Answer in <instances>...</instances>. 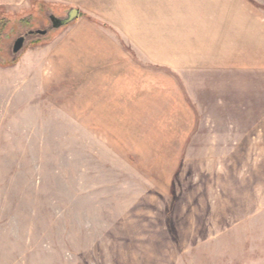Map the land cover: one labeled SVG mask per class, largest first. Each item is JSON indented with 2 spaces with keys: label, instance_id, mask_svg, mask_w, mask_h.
Here are the masks:
<instances>
[{
  "label": "rangeland",
  "instance_id": "obj_1",
  "mask_svg": "<svg viewBox=\"0 0 264 264\" xmlns=\"http://www.w3.org/2000/svg\"><path fill=\"white\" fill-rule=\"evenodd\" d=\"M95 1L1 10L0 264H264V0H223L247 55L187 68L197 125L184 145L160 142L192 119L179 93L153 114L81 99L79 55L65 51L78 19L52 29L47 16L77 7L115 32ZM32 25L49 32L15 53Z\"/></svg>",
  "mask_w": 264,
  "mask_h": 264
},
{
  "label": "crops",
  "instance_id": "obj_2",
  "mask_svg": "<svg viewBox=\"0 0 264 264\" xmlns=\"http://www.w3.org/2000/svg\"><path fill=\"white\" fill-rule=\"evenodd\" d=\"M35 1L51 5L70 0H0V13L35 5ZM231 9L223 0H96L88 4V12L109 22L115 32L84 19L79 9L76 25L66 33L70 34L65 51L71 54L74 50L79 55V68H72L82 81L81 99L96 97L99 111L120 109L123 100L129 105L123 111L153 114L179 93L180 99L175 100L183 110L180 117L192 113V119L177 117L181 131L160 136V142L165 143V138L186 144L197 125L195 110L179 83L186 78L187 68L238 64L247 55V49L242 48L246 29L239 14ZM63 63L67 64L65 60ZM166 124L173 127L169 121Z\"/></svg>",
  "mask_w": 264,
  "mask_h": 264
},
{
  "label": "water",
  "instance_id": "obj_3",
  "mask_svg": "<svg viewBox=\"0 0 264 264\" xmlns=\"http://www.w3.org/2000/svg\"><path fill=\"white\" fill-rule=\"evenodd\" d=\"M80 15V10L77 7H72L70 9L67 10L66 14L63 16H56L55 13L53 12L50 15V25L49 27L52 29H59L61 27L67 26L71 23H73L74 21H76L79 18ZM38 33L39 36H44L49 32V29L44 28V29H37L36 31ZM25 45V38L24 37H20L13 48V51L15 53L21 52L23 49H25L24 47ZM17 59H12L13 61H16Z\"/></svg>",
  "mask_w": 264,
  "mask_h": 264
},
{
  "label": "trees",
  "instance_id": "obj_4",
  "mask_svg": "<svg viewBox=\"0 0 264 264\" xmlns=\"http://www.w3.org/2000/svg\"><path fill=\"white\" fill-rule=\"evenodd\" d=\"M48 7H50V5L45 3L44 1H35V8H36L35 10L38 13L45 14V11H47ZM4 18L5 17L1 11L0 13V38H3L4 33H8L10 31L8 29V23H6V20ZM15 63H12V64H15Z\"/></svg>",
  "mask_w": 264,
  "mask_h": 264
},
{
  "label": "flooded vegetation",
  "instance_id": "obj_5",
  "mask_svg": "<svg viewBox=\"0 0 264 264\" xmlns=\"http://www.w3.org/2000/svg\"><path fill=\"white\" fill-rule=\"evenodd\" d=\"M47 15H48V14H47ZM47 17H48L49 20H50V15L47 16ZM35 27H37V26L32 25V27H31L30 29H28L26 32H24V34H22L20 37H24V38L26 39L29 35H38V33L36 32L37 29H34ZM20 37H18L16 40H14L12 49L14 48V45H15L16 41H17Z\"/></svg>",
  "mask_w": 264,
  "mask_h": 264
}]
</instances>
